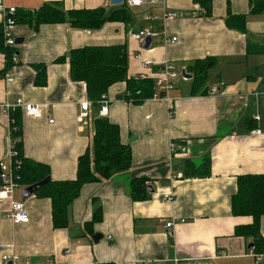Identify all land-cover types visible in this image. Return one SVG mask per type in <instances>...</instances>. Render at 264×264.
I'll list each match as a JSON object with an SVG mask.
<instances>
[{"label": "crops", "instance_id": "obj_1", "mask_svg": "<svg viewBox=\"0 0 264 264\" xmlns=\"http://www.w3.org/2000/svg\"><path fill=\"white\" fill-rule=\"evenodd\" d=\"M129 1L0 0L15 6L20 17L45 4L59 5L67 16L81 8L103 7L107 15L126 7L132 12L131 21L109 20L100 28H76L69 18L39 25L20 20L15 34L24 40L17 46V62L7 70L13 81L5 79L7 60L0 54V160L12 131L3 104L19 98L42 111L41 117L20 107L11 111L22 114L24 155L49 166L55 180L77 176L78 159L92 144L98 116L120 126L121 140L133 154L130 169L83 186L65 228L54 226L49 197L34 194L25 200L27 223L14 222L8 216L10 201L0 202V264L6 254L18 256L8 264H264L256 263L252 238L235 233L253 217L233 214L231 205L240 175L264 174V50L248 51L249 45H264V11L252 13V0H212L208 15L194 0H146L136 6ZM165 8L178 17L147 20ZM228 13L244 14L246 30L230 27ZM147 27L155 35L145 48L131 32ZM173 36L176 41H166ZM113 44L127 46L129 77L154 79L164 61L187 74L192 73L186 67L197 59L213 57L215 65L196 92L193 74L177 80L171 92L173 115L164 99L135 104L119 98L125 80L109 87V111L103 115L89 99L86 83L72 78L69 54ZM212 86H217L215 94L209 93ZM87 100L89 115L81 120V104ZM257 112L259 122L253 119ZM257 128L262 133H254ZM141 176L148 179L149 196L133 200L131 180ZM25 187L17 189V200ZM169 193L172 200L165 199ZM98 206L103 217L87 229ZM167 221L174 224L167 227ZM260 230L264 236V216ZM95 234L102 238L95 241Z\"/></svg>", "mask_w": 264, "mask_h": 264}, {"label": "trees", "instance_id": "obj_2", "mask_svg": "<svg viewBox=\"0 0 264 264\" xmlns=\"http://www.w3.org/2000/svg\"><path fill=\"white\" fill-rule=\"evenodd\" d=\"M194 1L205 9L207 15L210 14L212 0ZM263 11L264 0H252L251 12L261 13ZM14 18L17 25L20 20L33 21L36 25H39L61 22L69 18L71 25L76 28H100L109 20L129 22L132 19V12L126 7L107 15L106 9L103 7L81 8L69 11L67 16L59 5L45 4L39 11L27 13L23 17H20L18 10H16ZM226 23L239 31L246 30V16L244 14L228 13ZM261 50H264V45L252 44L248 47L249 52H259ZM16 51L17 47L6 45L4 24L0 23V54H4L7 60L2 71L3 74H6L7 70L15 63ZM69 63L72 78L86 83L88 97L96 105H102L103 97L107 94L109 87L118 81H126V89L119 95V98L135 104L153 98L156 92L154 79L128 76V49L125 44L90 45L72 49L69 54ZM214 65L215 59L207 57L197 59L186 67V70L193 74L194 92L205 85L209 76L208 72ZM172 103L171 115L174 114L175 109ZM21 116L20 111L10 113L12 120L11 137L15 149L18 151V157L22 161L20 182L25 186H29L48 176L50 177V180L44 186L35 189L34 194L51 199L53 222L56 228H65L69 225V209L74 200L81 194L85 184L109 179L114 174L126 171L132 166V149L122 142L120 126L106 117L98 116L94 119L92 144L78 159L77 176L74 179L55 180L51 178L49 166L24 155L23 143L20 139L22 134ZM249 122H252V120ZM147 180V177L144 176L131 180L133 200L148 198L149 186ZM231 205L233 214L253 217L252 223L236 227V235L251 237L253 252L256 254L264 253V236L260 230L261 219L264 216V174L247 173L240 175L237 191L232 196ZM102 217V207L98 206L94 210L92 220L85 224L86 228L88 229L95 222H99Z\"/></svg>", "mask_w": 264, "mask_h": 264}, {"label": "built area", "instance_id": "obj_3", "mask_svg": "<svg viewBox=\"0 0 264 264\" xmlns=\"http://www.w3.org/2000/svg\"><path fill=\"white\" fill-rule=\"evenodd\" d=\"M146 0H130L129 4L131 6L141 5ZM157 0H151V2L155 3ZM15 6H7L5 3H0V12L3 14V24H4V32H5V42L6 45L17 47V36L15 34V28L17 26V22L14 18L16 12ZM178 17V13L174 10H170L165 8L162 14L152 13L147 16V20L155 21V20H162L166 22L171 19H175ZM132 36L142 42L145 43L147 37L154 36L155 32L151 29V27H147L138 31L131 32ZM177 40L176 36L171 38H167L166 41L174 42ZM15 62H17V56H14ZM160 72L154 77L155 80V87L156 92L154 94V99H164L167 102H173L174 97L171 92L176 88V82L180 77H184L183 72L181 69L177 68L174 64L169 61H164L159 63ZM185 70V68H184ZM183 70V71H184ZM138 77H146L145 75H141ZM5 79L7 81H13L14 75L10 72L5 74ZM217 92V86H212L209 90L210 94H215ZM106 95L103 97L102 105L100 106L101 114H107L109 111V105L106 102ZM91 105V101H85L81 104V113L80 119L84 120L89 115V108ZM14 107L23 108L26 113L29 115H33L35 117H41L42 111L39 105L34 103L25 102L22 98L17 99L15 103H8L5 102L3 104V111L10 116V113ZM253 119L259 122L262 119V115L260 112H257ZM54 120L51 119L50 122ZM12 132V131H11ZM10 132V139L9 145L7 149V154L4 158L0 160V202L9 200L10 201V211L8 216L14 222L20 223H27L30 220L29 211L26 207L24 200H17L15 198V193L17 189L21 187V174L20 169L22 166V161L18 157V151L15 149L14 141L11 137ZM254 133H262L261 128H257L253 130ZM176 143H171V147H176ZM172 193L166 194L165 199L172 200ZM174 224L173 221H167V227H171ZM253 252V251H251ZM253 256L255 257L256 263L264 262V254H256L253 252ZM18 258L17 255H3V264H8L10 261L16 260Z\"/></svg>", "mask_w": 264, "mask_h": 264}, {"label": "water", "instance_id": "obj_4", "mask_svg": "<svg viewBox=\"0 0 264 264\" xmlns=\"http://www.w3.org/2000/svg\"><path fill=\"white\" fill-rule=\"evenodd\" d=\"M114 1L121 2V0H114ZM23 40H24L23 37H17V43L18 44H21L23 42ZM151 41H152V36L147 37V39L145 41V45H144L145 48H148L150 46ZM183 74L185 76H187L188 78L192 77V74H187L185 70L183 71ZM49 180H50V177L48 176L39 182H36L34 184H31V185L25 187L21 192V199L25 201L28 197H30L31 195H34L35 189L37 187L44 186ZM150 191H153V189L151 187H150ZM101 238H102L101 234H95L93 236V239L95 241H99ZM250 246H253V244H251Z\"/></svg>", "mask_w": 264, "mask_h": 264}, {"label": "rangeland", "instance_id": "obj_5", "mask_svg": "<svg viewBox=\"0 0 264 264\" xmlns=\"http://www.w3.org/2000/svg\"><path fill=\"white\" fill-rule=\"evenodd\" d=\"M19 193H20V192L18 191V192H17V195H18Z\"/></svg>", "mask_w": 264, "mask_h": 264}]
</instances>
